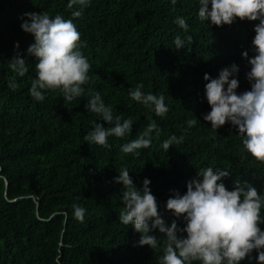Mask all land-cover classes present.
I'll return each instance as SVG.
<instances>
[{
	"label": "trees",
	"instance_id": "trees-1",
	"mask_svg": "<svg viewBox=\"0 0 264 264\" xmlns=\"http://www.w3.org/2000/svg\"><path fill=\"white\" fill-rule=\"evenodd\" d=\"M69 4L0 0V264H159L166 237L153 230L158 248L137 246L140 234L120 223L124 189L114 178L126 168L138 188L149 179L168 225L175 217L165 210L167 199L176 191L183 195L201 169L226 170L229 190L234 181H246L264 196V163L245 151L236 127L225 124L216 132L203 119L211 110L206 73L216 78L234 63L237 92L250 90V65L241 54H255L251 41L258 21L217 28L199 20L198 0H88L79 18L73 13L81 6ZM39 12L73 19L86 45L81 51L91 65L90 79L71 102L59 91L46 92L42 102L30 95L36 61L27 49L34 39L20 25L25 13ZM177 17L186 20L187 32ZM177 35H190L192 43L176 50ZM17 54L27 62L23 77L9 67ZM138 84L145 94L164 96L165 116L131 99ZM97 92L114 115L133 120L125 137L108 138V148L84 140L95 122L104 123L85 108ZM190 119L197 124L189 127ZM150 120L159 135L153 132L150 147L138 156L125 154L122 145L137 139ZM173 135L183 142L165 152L162 144ZM73 205L85 209L83 223ZM176 222L184 227L182 219ZM241 264H257L256 253Z\"/></svg>",
	"mask_w": 264,
	"mask_h": 264
},
{
	"label": "clouds",
	"instance_id": "clouds-1",
	"mask_svg": "<svg viewBox=\"0 0 264 264\" xmlns=\"http://www.w3.org/2000/svg\"><path fill=\"white\" fill-rule=\"evenodd\" d=\"M171 3L175 4L176 0ZM198 3L199 20L217 28L231 26L237 20L258 21L251 41L255 54L252 57L247 51L241 54L250 65L246 74L250 90L237 92L239 81L235 77L239 68L234 63L221 69L216 78L206 73L203 77L207 81L204 94L211 110L203 119L210 122L216 132L225 124L236 127L245 151L256 161L264 163V0H198ZM76 4L81 10L74 12L73 17L79 18L88 0H70L69 6ZM24 16L27 19L20 27L34 39L27 53L36 61V77L31 82L30 95L38 102H42L49 91H59L68 102L80 98L85 92L83 85L89 82L91 65L81 51L86 45L82 44L73 19L60 14L50 16L47 12L25 13ZM175 23L188 31L183 17H177ZM173 43L179 50L191 44L192 37L177 35ZM9 67L21 77L28 71L26 60L19 54L9 61ZM9 87L15 90L18 85L10 81ZM143 87L138 84L130 90L131 99L154 111L156 116H165L169 109L164 96L145 94ZM85 108L104 122H95L92 130L84 136L90 144L108 148L109 137L123 138L132 131V118L114 115L113 108L105 105L99 92L91 96ZM197 121L190 119L187 124L192 127ZM153 132L158 136L160 130L155 120H150L137 139L122 145V151L138 156V150L150 147ZM182 142V136L173 135L163 142L162 148L167 152L170 146ZM228 177L226 170L212 167L199 170L197 176L187 183L183 195L176 191L167 199L165 210L175 217L168 225L157 198L151 192L150 180L145 178L142 188H138L129 171L121 168L114 178V182L124 189L120 223L131 224L140 234L137 246L147 245L151 250L160 245L157 236L152 234L153 230L164 234L166 240L159 264H241L251 259L253 252L257 264H264V230L260 227L264 224V196L246 181H234L232 190H229L223 183ZM73 209L75 218L83 223L85 209L79 205H73ZM180 219L184 222L183 228L177 226L176 221Z\"/></svg>",
	"mask_w": 264,
	"mask_h": 264
}]
</instances>
